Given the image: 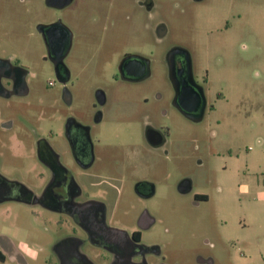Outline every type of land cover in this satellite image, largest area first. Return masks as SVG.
I'll use <instances>...</instances> for the list:
<instances>
[{"label":"rangeland","instance_id":"obj_1","mask_svg":"<svg viewBox=\"0 0 264 264\" xmlns=\"http://www.w3.org/2000/svg\"><path fill=\"white\" fill-rule=\"evenodd\" d=\"M4 1L8 2L0 0V4ZM139 1L143 0H77L65 13L76 34V46L94 39L89 31L102 24L107 26L94 30H105L109 44L113 41L148 55L149 47L156 44L152 29L162 21L168 31L162 48L178 45L191 53L196 79L205 87L213 110L195 123L174 108L161 50L152 79L136 87L119 85L116 93L110 92L109 115L99 126L101 145L149 158L145 174L157 185V196L145 202L135 199V213L147 208L158 221L147 238L168 245L176 238L181 243L182 249L171 256L172 264H198L200 255L214 258L217 264H264V0H153L154 17L146 15ZM36 4L38 11L45 9L42 0ZM1 17L0 53L17 54L22 44L14 33L19 26L16 14L9 9ZM145 23L150 25L149 32L143 31ZM34 47V53L40 52L38 45ZM75 55L84 57L89 52L80 47ZM95 64L96 72L104 70L101 58ZM23 65L36 73L41 86L53 79L47 62L27 60ZM113 69L111 60L106 71L110 74ZM82 85L85 91L77 97L91 107V85ZM48 98L38 95L37 100ZM61 109L56 96L53 108L36 117L35 128L44 136L53 130L52 142L63 150ZM143 111L165 129L167 153L143 145ZM25 115L32 119V112ZM5 119L0 117V137L19 136L5 147L7 157L26 155L27 163L17 171L4 168L3 176L38 187L42 168L34 162L35 134L25 127L18 129V124L14 131L5 132ZM15 140L22 144L20 148ZM187 179L192 180L193 192L182 195L178 187ZM195 194L207 196L208 201L196 205ZM56 222V217L37 207L0 204V239H11L27 264L56 261L53 246L60 235Z\"/></svg>","mask_w":264,"mask_h":264},{"label":"flooded vegetation","instance_id":"obj_2","mask_svg":"<svg viewBox=\"0 0 264 264\" xmlns=\"http://www.w3.org/2000/svg\"><path fill=\"white\" fill-rule=\"evenodd\" d=\"M37 1L8 0L0 4V29L1 15L10 9L19 22L14 30L16 41L22 44L17 54L0 53V59L7 62L0 66V100L4 103L0 106V117L7 118L2 129L10 133L17 124L20 130L30 129L35 134L34 162L42 168L38 187L25 184L17 177L12 178L13 184L6 182L2 178L3 169L17 171L27 159L26 155L7 157L5 147L19 136L0 137V148H3L0 204L17 202L56 217L60 235L53 246L56 260L53 264H172L171 256L182 249L181 243L176 238L169 245L154 237L147 238L158 221L147 208L135 213V199L145 202L157 196V185L145 174L149 158L138 157L132 151H118V147L115 151L108 150L101 145L99 126L109 115L110 92L116 93L119 88L114 89L119 85L136 87L152 79L161 50L174 91V108L192 122L203 121L213 106H209L206 89L196 79L194 58L178 45L167 50L162 48L168 32L162 21L152 29L156 44L152 49L149 47L151 54L148 55L119 47L122 45H115L113 41L109 44L105 30H94L107 26L102 24H95L89 31L94 39L76 46V34L67 24L65 13L77 0H42L43 11H38ZM138 5L148 17H154L153 0L139 1ZM142 28L144 32L150 31L148 23ZM29 42L33 46H24ZM34 45L40 47V52L34 53ZM80 47L89 55L76 56L75 49ZM98 58L105 65L101 72H96ZM27 60L49 63L53 79L39 85L36 73L23 65ZM111 60L114 69L108 74L106 66ZM83 83L90 84L93 90L91 107L77 97L85 91ZM38 95L49 98L42 102L43 99L37 100ZM56 96L62 105L59 112L64 122L63 150L52 142L53 130L44 136L38 135L35 128L36 117L45 109L53 108ZM204 102L206 109L201 116ZM186 107L193 112L186 113ZM30 112L32 119L25 115ZM141 118L143 145L148 150L167 153L165 129L152 122L145 111ZM14 144H19L17 148L22 146L17 141ZM182 184L191 190L184 192ZM178 190L182 195L192 193V180L181 182ZM193 198L196 205L208 201L201 194ZM0 252L5 262L27 264L24 254L8 237H1ZM197 263L217 264L214 258L201 255Z\"/></svg>","mask_w":264,"mask_h":264},{"label":"water","instance_id":"obj_3","mask_svg":"<svg viewBox=\"0 0 264 264\" xmlns=\"http://www.w3.org/2000/svg\"><path fill=\"white\" fill-rule=\"evenodd\" d=\"M7 62H6V60H3V59H0V66H2V65H4V64H6ZM2 86H1V78H0V88H1ZM0 94H2V93H0ZM187 108V107H186ZM205 109H206V105H205V102H204V106H203V108H202V114H201V116L204 114V111H205ZM185 112L186 113H192L193 111H191L190 109H188L187 108V110H185ZM2 178L6 181V182H8L9 184H13V183H15L14 181H12V180H9V179H7L6 177H3L2 176ZM181 188L183 189V191L185 192V191H190L191 190V188H187V187H184V184H182L181 185ZM9 200V199H8ZM7 201V200H6Z\"/></svg>","mask_w":264,"mask_h":264},{"label":"trees","instance_id":"obj_4","mask_svg":"<svg viewBox=\"0 0 264 264\" xmlns=\"http://www.w3.org/2000/svg\"><path fill=\"white\" fill-rule=\"evenodd\" d=\"M0 262H5V257L1 252H0Z\"/></svg>","mask_w":264,"mask_h":264},{"label":"clouds","instance_id":"obj_5","mask_svg":"<svg viewBox=\"0 0 264 264\" xmlns=\"http://www.w3.org/2000/svg\"><path fill=\"white\" fill-rule=\"evenodd\" d=\"M256 75H259V73H256Z\"/></svg>","mask_w":264,"mask_h":264}]
</instances>
